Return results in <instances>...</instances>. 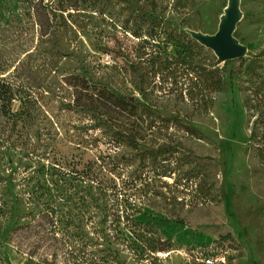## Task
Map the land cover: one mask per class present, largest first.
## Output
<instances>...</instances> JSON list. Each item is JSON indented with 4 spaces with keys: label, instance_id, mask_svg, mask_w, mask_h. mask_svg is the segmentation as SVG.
Segmentation results:
<instances>
[{
    "label": "rangeland",
    "instance_id": "obj_1",
    "mask_svg": "<svg viewBox=\"0 0 264 264\" xmlns=\"http://www.w3.org/2000/svg\"><path fill=\"white\" fill-rule=\"evenodd\" d=\"M228 2L0 0L1 90L15 86L11 102L0 97V264H72L76 246L115 248L124 264H203L212 252L264 264V0H239L234 77L191 36L215 33ZM196 174L216 202H200ZM116 194L137 201L134 218L168 251L132 254L124 218L108 215ZM43 212L65 242L56 258L32 235L10 240Z\"/></svg>",
    "mask_w": 264,
    "mask_h": 264
},
{
    "label": "trees",
    "instance_id": "obj_2",
    "mask_svg": "<svg viewBox=\"0 0 264 264\" xmlns=\"http://www.w3.org/2000/svg\"><path fill=\"white\" fill-rule=\"evenodd\" d=\"M168 35L174 41L178 42V40L174 38L173 31L169 32ZM178 45H180L179 42ZM181 48H183V46ZM183 49L185 51L187 48ZM262 53L253 56L251 58V61L246 65V68L252 70V72L255 73V67L258 63V58ZM243 62L244 57L231 59L223 62V67L228 68L230 76L234 77L241 71V66ZM1 82L2 80H0V97H2L3 100H6L7 102H11L15 94V86L10 85L5 87V90H1V88L4 87ZM221 83L222 82L220 78L215 80V88L220 89ZM6 92L9 94L7 98H4ZM256 92V95H260V98H264V78H262L258 83V86L256 87ZM111 94L117 97L120 105L126 106L130 104V100H126L124 96L118 94L114 90ZM129 106L130 108H126V112L123 118L128 121H134L136 119V108L133 107L132 104H130ZM176 152L177 151L173 148V150H169L167 153H169L168 155L171 156L174 155V153ZM73 176L77 180L84 181V174L75 171V174ZM194 184L195 192L200 196L199 199L201 201H199L202 202V204L217 201V195L214 194L215 184L213 181H210V179L206 178L205 174H196L194 176ZM113 197L114 198L112 199L111 204L112 210L109 212L108 215H116L118 225L120 219L124 218L123 226L124 228H126V232H122L121 239L125 240L128 249L132 252L135 257H137L138 259H142L150 257L153 253L165 252L169 250L171 245L170 242L168 240L163 239L152 224L143 223L134 218L136 214L140 213L136 200H133L126 194H116ZM42 219H45V221L41 222ZM175 221L182 224V220ZM23 235L34 236L36 244L38 245V248L42 250V253H46V251H48L49 254L52 253V256L54 258L57 257V253L60 255V251L62 250V244L65 243L55 233L52 224V217L50 216L49 212L41 213L39 219L35 221L33 220L32 223L26 225H15L10 230V240L18 248L22 247L20 236H22L23 241ZM73 252L75 254L74 261L72 264H124V261L119 256V250L115 248L102 249L98 253H88L86 252V250H82L81 248L76 246ZM101 252L103 253L100 254ZM202 256L203 257H200V260L203 264H222L224 263L223 261H225L226 259L224 255L217 256L215 252H212L211 254L202 253ZM53 262L54 264L58 263L57 260H54ZM67 264L70 263L67 262Z\"/></svg>",
    "mask_w": 264,
    "mask_h": 264
},
{
    "label": "water",
    "instance_id": "obj_3",
    "mask_svg": "<svg viewBox=\"0 0 264 264\" xmlns=\"http://www.w3.org/2000/svg\"><path fill=\"white\" fill-rule=\"evenodd\" d=\"M239 19V0H229L215 33L192 32L191 36L200 44L210 48L221 62L244 57L246 48L233 35Z\"/></svg>",
    "mask_w": 264,
    "mask_h": 264
}]
</instances>
